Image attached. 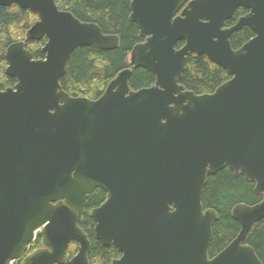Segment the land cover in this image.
I'll use <instances>...</instances> for the list:
<instances>
[{"label": "water", "instance_id": "95a60500", "mask_svg": "<svg viewBox=\"0 0 264 264\" xmlns=\"http://www.w3.org/2000/svg\"><path fill=\"white\" fill-rule=\"evenodd\" d=\"M13 4L38 16L26 40L47 41L42 59L24 40L5 53L16 84L0 89V264H63L72 242L70 263L89 264L79 223L97 188L107 198L89 216L96 238L121 253L111 264H264L246 242L264 197L234 207L240 231L213 258L219 216L202 203L208 176L226 166L264 196V0H132L130 20L147 38L130 62L155 84L131 89L126 68L97 99L71 96L60 80L76 48L116 49L119 36L55 0H0ZM239 8L247 14L226 27ZM246 26L254 37L234 49L232 35ZM191 53L231 78L211 93L186 90ZM38 234L42 247L30 252Z\"/></svg>", "mask_w": 264, "mask_h": 264}, {"label": "trees", "instance_id": "16d2710c", "mask_svg": "<svg viewBox=\"0 0 264 264\" xmlns=\"http://www.w3.org/2000/svg\"><path fill=\"white\" fill-rule=\"evenodd\" d=\"M55 2L60 9L72 12L81 21L96 23L103 33L118 35L120 38V46L116 49L103 50L92 45L74 50L68 61L66 73L60 80L62 88L68 94L97 99L117 74L126 68L133 69L129 80L131 89L138 90L155 84L156 76L151 71L144 67L134 68L130 62L134 46L147 38L141 36L139 26L130 20L132 0H55ZM246 12V9L239 8L227 21V26L233 25ZM37 20V14L17 4L0 6V89H6L16 83V80L6 72L8 63L5 53L12 43L24 40L33 58H45L43 46L46 37L41 40H26L27 30ZM254 35L253 30L246 26L232 35L231 45L234 49H239ZM183 44L184 42H179L177 47ZM230 78L224 68L210 61L207 56L191 53L187 56L180 83L186 90L203 94L214 92ZM255 186L254 181L248 180L242 173H236L228 166L208 176L202 203L204 209L212 208L219 216L213 226L208 249L210 258L225 249L240 231V223L232 215L234 207L239 203L254 205L263 200L264 196L256 193ZM106 198L107 193L101 188L89 194L85 214L79 223L91 242L89 264H111L121 256L113 244L104 245L96 238L95 221L89 216V211L101 205ZM246 242L254 248L264 263V219L252 226ZM40 247L42 238L38 234L30 252ZM77 250L78 243L72 242L66 251L63 264H71L70 260ZM13 264H21V261L17 260Z\"/></svg>", "mask_w": 264, "mask_h": 264}, {"label": "flooded vegetation", "instance_id": "af4514ba", "mask_svg": "<svg viewBox=\"0 0 264 264\" xmlns=\"http://www.w3.org/2000/svg\"><path fill=\"white\" fill-rule=\"evenodd\" d=\"M244 9H245V8H244ZM237 10H238V9H237ZM237 10H236V11H237ZM236 11H235V12H236ZM247 12H248V11H247ZM247 12H246L245 14H247ZM234 14H235V13H234ZM245 14H243L242 16H244ZM233 16H234V15H233ZM242 16H240V17H242ZM240 17H239V18H240ZM239 18L235 21V23L239 20ZM230 19H231V18H230ZM230 19H228V20H230ZM228 20H227V21H228ZM227 21H226V25H225L226 27H231V26H233V25L235 24V23H234V24L231 25V26H227ZM243 28H244V27H243ZM239 31H240V30H239ZM253 32H254V31H253ZM15 84H16V83H15ZM14 86H15V85H14ZM14 86H11V87H14ZM8 88H9V87H8ZM6 89H7V88H6ZM1 90H5V89H1Z\"/></svg>", "mask_w": 264, "mask_h": 264}, {"label": "bare ground", "instance_id": "6f19581e", "mask_svg": "<svg viewBox=\"0 0 264 264\" xmlns=\"http://www.w3.org/2000/svg\"><path fill=\"white\" fill-rule=\"evenodd\" d=\"M240 174V173H239Z\"/></svg>", "mask_w": 264, "mask_h": 264}]
</instances>
